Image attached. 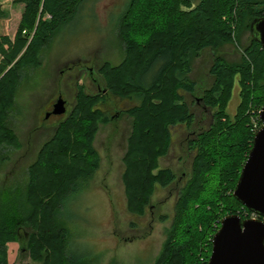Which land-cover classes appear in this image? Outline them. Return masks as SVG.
I'll return each instance as SVG.
<instances>
[{"label": "trees", "instance_id": "1", "mask_svg": "<svg viewBox=\"0 0 264 264\" xmlns=\"http://www.w3.org/2000/svg\"><path fill=\"white\" fill-rule=\"evenodd\" d=\"M19 1L23 7L14 35L0 34V151L6 142L20 145L7 119L23 69L41 64L42 47L83 0ZM260 16L264 0H129L118 18L125 56L118 63L104 61L98 71L108 92L140 99L126 109L132 116L122 173L128 209L145 214L156 188L176 180V171L160 159L169 153L179 124L187 126L184 151L192 155L190 175L179 186L154 264H208L223 216L254 215L233 191L253 145V118H259L264 104V48L250 29ZM241 29L250 31L244 54L238 61L217 55L211 67L213 84L195 97L193 57L204 47L218 48L233 40L232 34L238 36ZM235 81L240 101L230 114ZM107 91L89 92L78 84L74 106L29 164L27 191H0V264H9L7 242L15 239L24 241L41 264H86L82 254L68 251V228L57 215L80 180L99 168L94 139L100 123L110 120L100 106ZM194 105H201L203 112L210 108L207 127H196Z\"/></svg>", "mask_w": 264, "mask_h": 264}, {"label": "rangeland", "instance_id": "2", "mask_svg": "<svg viewBox=\"0 0 264 264\" xmlns=\"http://www.w3.org/2000/svg\"><path fill=\"white\" fill-rule=\"evenodd\" d=\"M128 1L83 0L77 13L61 24L42 47L41 64L23 69L7 119L18 134L20 145L6 142L2 146L0 191L17 187L27 191L29 164L65 117L47 111L58 92H63L69 111L75 104L78 84H84L90 92L97 91L99 83L107 91L98 68L104 61L118 63L125 56L117 21ZM1 4L4 14L0 15V34L13 36L23 4L19 0H1ZM232 35L233 40L218 48L204 47L193 57L190 76L195 80V97H200L203 89L213 84L211 67L217 55L238 61L244 54V46L250 39L249 29H241L238 36ZM240 89L235 81L228 104L230 114L236 111ZM139 100L136 96L121 97L107 91V98L100 106L110 114V120L100 123L94 139L100 153L99 168L80 180L57 215L68 228V251L82 254L86 264H154L172 221L179 186L191 172L192 155L184 151L187 126L179 124L169 153L160 159L161 165L176 171V180L169 186L156 188L145 214L137 215L128 209L122 173L132 116L126 109ZM194 106L198 114L196 127H207L210 108L205 107L203 112L201 105ZM7 257L9 264H41V260L32 258L28 246L20 239L7 242Z\"/></svg>", "mask_w": 264, "mask_h": 264}, {"label": "water", "instance_id": "3", "mask_svg": "<svg viewBox=\"0 0 264 264\" xmlns=\"http://www.w3.org/2000/svg\"><path fill=\"white\" fill-rule=\"evenodd\" d=\"M250 29L264 48V16L254 18ZM66 109V99L60 95L52 112ZM259 117L262 125L254 135L233 191L255 216L244 218L238 212L223 216L212 237L208 264H264V104Z\"/></svg>", "mask_w": 264, "mask_h": 264}, {"label": "flooded vegetation", "instance_id": "4", "mask_svg": "<svg viewBox=\"0 0 264 264\" xmlns=\"http://www.w3.org/2000/svg\"><path fill=\"white\" fill-rule=\"evenodd\" d=\"M94 78V77H93ZM95 79V78H94ZM94 83V82H93ZM95 84V83H94ZM97 90H100L101 88H103L102 87V85L101 84H99V83H97ZM106 89V88H105ZM107 90V89H106ZM60 95H64L63 94V92L61 91V92H58V94H57V96L52 100V102H51V104H50V106H49V108H48V110L47 111H50V112H52V110H53V108H54V104H55V102L58 100V98H59V96ZM106 95H107V93H106ZM64 97V96H63ZM65 98V97H64ZM66 99V98H65ZM68 105H67V100H66V107H67ZM67 109H66V111L65 112H63V113H56V114H58V115H62V114H67ZM44 113H46V110H45V112ZM52 113H54V112H52Z\"/></svg>", "mask_w": 264, "mask_h": 264}, {"label": "built area", "instance_id": "5", "mask_svg": "<svg viewBox=\"0 0 264 264\" xmlns=\"http://www.w3.org/2000/svg\"><path fill=\"white\" fill-rule=\"evenodd\" d=\"M259 110H260V108L258 109V111H257V116L259 117ZM255 118V117H254ZM260 118V117H259ZM256 119L255 118V120H253V124H254V130H256V132L258 131V129L260 128V126L262 125V122L260 121V119ZM252 216H255V214L254 215H252Z\"/></svg>", "mask_w": 264, "mask_h": 264}, {"label": "crops", "instance_id": "6", "mask_svg": "<svg viewBox=\"0 0 264 264\" xmlns=\"http://www.w3.org/2000/svg\"><path fill=\"white\" fill-rule=\"evenodd\" d=\"M5 33V32H4ZM1 34H3V33H1Z\"/></svg>", "mask_w": 264, "mask_h": 264}]
</instances>
